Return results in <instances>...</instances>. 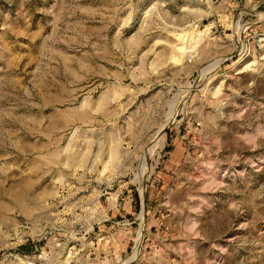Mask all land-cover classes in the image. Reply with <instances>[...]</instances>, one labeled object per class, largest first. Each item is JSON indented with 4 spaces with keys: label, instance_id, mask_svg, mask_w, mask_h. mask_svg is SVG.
Wrapping results in <instances>:
<instances>
[{
    "label": "rangeland",
    "instance_id": "obj_1",
    "mask_svg": "<svg viewBox=\"0 0 264 264\" xmlns=\"http://www.w3.org/2000/svg\"><path fill=\"white\" fill-rule=\"evenodd\" d=\"M0 264H264V0H0Z\"/></svg>",
    "mask_w": 264,
    "mask_h": 264
},
{
    "label": "bare ground",
    "instance_id": "obj_2",
    "mask_svg": "<svg viewBox=\"0 0 264 264\" xmlns=\"http://www.w3.org/2000/svg\"><path fill=\"white\" fill-rule=\"evenodd\" d=\"M182 53V52H181Z\"/></svg>",
    "mask_w": 264,
    "mask_h": 264
}]
</instances>
